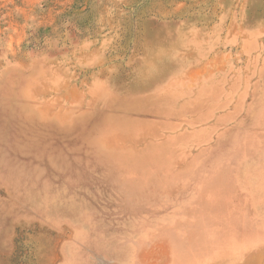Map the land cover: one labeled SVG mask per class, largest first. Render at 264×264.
<instances>
[{
	"label": "rangeland",
	"instance_id": "1",
	"mask_svg": "<svg viewBox=\"0 0 264 264\" xmlns=\"http://www.w3.org/2000/svg\"><path fill=\"white\" fill-rule=\"evenodd\" d=\"M264 264V0H0V264Z\"/></svg>",
	"mask_w": 264,
	"mask_h": 264
},
{
	"label": "crops",
	"instance_id": "2",
	"mask_svg": "<svg viewBox=\"0 0 264 264\" xmlns=\"http://www.w3.org/2000/svg\"><path fill=\"white\" fill-rule=\"evenodd\" d=\"M118 264H122V262L121 263H118Z\"/></svg>",
	"mask_w": 264,
	"mask_h": 264
}]
</instances>
